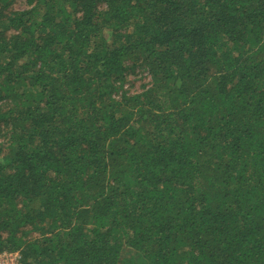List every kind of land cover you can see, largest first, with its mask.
Instances as JSON below:
<instances>
[{
	"label": "trees",
	"instance_id": "obj_1",
	"mask_svg": "<svg viewBox=\"0 0 264 264\" xmlns=\"http://www.w3.org/2000/svg\"><path fill=\"white\" fill-rule=\"evenodd\" d=\"M1 252L264 264V0H0Z\"/></svg>",
	"mask_w": 264,
	"mask_h": 264
},
{
	"label": "rangeland",
	"instance_id": "obj_2",
	"mask_svg": "<svg viewBox=\"0 0 264 264\" xmlns=\"http://www.w3.org/2000/svg\"><path fill=\"white\" fill-rule=\"evenodd\" d=\"M23 8H25V4L23 1H17L12 5V9L14 10H21ZM148 81L149 78L144 68L138 65L136 67V70H134L132 73L130 71H127V83L125 84L124 89H126L129 93L138 92L141 90L142 85H144ZM123 253L125 256L127 255L125 250L123 251Z\"/></svg>",
	"mask_w": 264,
	"mask_h": 264
},
{
	"label": "built area",
	"instance_id": "obj_3",
	"mask_svg": "<svg viewBox=\"0 0 264 264\" xmlns=\"http://www.w3.org/2000/svg\"><path fill=\"white\" fill-rule=\"evenodd\" d=\"M20 254L18 252L0 253V264H21Z\"/></svg>",
	"mask_w": 264,
	"mask_h": 264
}]
</instances>
